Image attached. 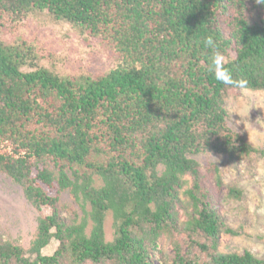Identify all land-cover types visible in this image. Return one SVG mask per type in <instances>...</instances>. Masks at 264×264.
Wrapping results in <instances>:
<instances>
[{
    "label": "trees",
    "instance_id": "1",
    "mask_svg": "<svg viewBox=\"0 0 264 264\" xmlns=\"http://www.w3.org/2000/svg\"><path fill=\"white\" fill-rule=\"evenodd\" d=\"M29 19L86 33L114 66L103 75L39 66L36 45L21 37ZM208 36L235 79L264 91L257 0H0V173L40 213L28 250L0 239V264H264L249 251L220 252V237L241 230L216 211L193 159L264 156L227 125L224 99L239 88L209 70ZM62 194L79 220L61 216Z\"/></svg>",
    "mask_w": 264,
    "mask_h": 264
},
{
    "label": "rangeland",
    "instance_id": "2",
    "mask_svg": "<svg viewBox=\"0 0 264 264\" xmlns=\"http://www.w3.org/2000/svg\"><path fill=\"white\" fill-rule=\"evenodd\" d=\"M224 20L221 18L220 22L228 32L230 27L226 26L229 21ZM23 29L21 37L28 34L25 39L38 49L39 66L54 68L58 73L81 75H103L114 66L105 46L86 33L81 32L82 35L76 32L69 25L49 22L39 26L33 19H29ZM224 108L228 114V127L255 149L264 151V91L229 90L224 99ZM193 159L200 164L203 186L213 197L216 211L228 227L241 230L239 236L220 237V252L239 254L249 251L257 258H264V156L251 154L239 161L208 155H197ZM212 166H216L217 173ZM217 176L221 182L220 187H217ZM187 182L183 190L190 187L191 179L188 178ZM95 186H101L97 178ZM232 187L241 190L240 199L227 197L228 189ZM43 188L49 196H55V190ZM183 190L180 199L186 201ZM60 203L61 216L66 222H72L75 215L79 216L76 220L82 216L79 207L67 194H62ZM86 209L89 210L88 206ZM39 218L40 213L25 200L20 187L0 173V239L28 250ZM90 226L89 223L87 231ZM104 232L105 240L111 241L113 229L110 213L104 221ZM178 239L183 241L181 236ZM57 246L58 243L52 240L42 250V254L51 255Z\"/></svg>",
    "mask_w": 264,
    "mask_h": 264
},
{
    "label": "clouds",
    "instance_id": "3",
    "mask_svg": "<svg viewBox=\"0 0 264 264\" xmlns=\"http://www.w3.org/2000/svg\"><path fill=\"white\" fill-rule=\"evenodd\" d=\"M258 3L264 4V0H257ZM206 47L212 49L209 70L214 74L217 81L225 86L246 89L248 81L245 78L235 79L231 71L225 66V56L218 51V45L212 36L204 40Z\"/></svg>",
    "mask_w": 264,
    "mask_h": 264
}]
</instances>
